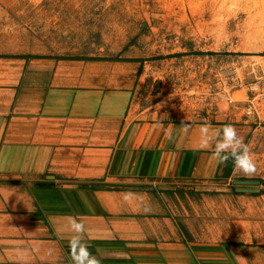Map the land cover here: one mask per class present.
Here are the masks:
<instances>
[{
	"label": "crops",
	"instance_id": "0c3cea01",
	"mask_svg": "<svg viewBox=\"0 0 264 264\" xmlns=\"http://www.w3.org/2000/svg\"><path fill=\"white\" fill-rule=\"evenodd\" d=\"M34 55H0V264H264V123L234 127L248 176L214 154L228 112L133 105L137 60Z\"/></svg>",
	"mask_w": 264,
	"mask_h": 264
},
{
	"label": "rangeland",
	"instance_id": "374dc122",
	"mask_svg": "<svg viewBox=\"0 0 264 264\" xmlns=\"http://www.w3.org/2000/svg\"><path fill=\"white\" fill-rule=\"evenodd\" d=\"M26 52L137 60L148 117L264 123V0H0V55Z\"/></svg>",
	"mask_w": 264,
	"mask_h": 264
},
{
	"label": "clouds",
	"instance_id": "9594fccd",
	"mask_svg": "<svg viewBox=\"0 0 264 264\" xmlns=\"http://www.w3.org/2000/svg\"><path fill=\"white\" fill-rule=\"evenodd\" d=\"M181 127L184 131H187L190 125L182 121ZM201 147H207L210 143L211 137L208 135V127L201 128ZM222 136H219L215 143V156L219 164H227L231 161L233 166L239 169L243 174L251 176L256 173V165L253 161L249 147L244 143L242 137L237 135L235 128L232 125H226L223 130ZM147 210V209H146ZM72 228L77 233L84 231V225L77 223L75 220L72 221ZM78 239V238H77ZM85 250L82 249V252ZM89 264H98L95 259L90 260Z\"/></svg>",
	"mask_w": 264,
	"mask_h": 264
},
{
	"label": "water",
	"instance_id": "95a60500",
	"mask_svg": "<svg viewBox=\"0 0 264 264\" xmlns=\"http://www.w3.org/2000/svg\"><path fill=\"white\" fill-rule=\"evenodd\" d=\"M232 184L236 185L237 191H244L250 193H256L260 191V181L258 179L234 178L232 179Z\"/></svg>",
	"mask_w": 264,
	"mask_h": 264
},
{
	"label": "trees",
	"instance_id": "16d2710c",
	"mask_svg": "<svg viewBox=\"0 0 264 264\" xmlns=\"http://www.w3.org/2000/svg\"><path fill=\"white\" fill-rule=\"evenodd\" d=\"M187 53H198V54H212L214 52H211V51H207V52H204V51H197V52H187ZM237 54H241V53H237ZM174 56H177V55H180V53L178 54H172ZM34 57H44V56H40V55H34ZM163 56H156V57H153L152 59H157V58H162ZM167 57V56H165ZM92 59H117V58H103V57H95V58H92Z\"/></svg>",
	"mask_w": 264,
	"mask_h": 264
}]
</instances>
